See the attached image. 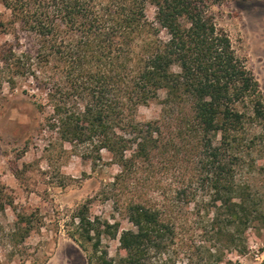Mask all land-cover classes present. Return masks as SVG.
Here are the masks:
<instances>
[{"label": "trees", "instance_id": "obj_1", "mask_svg": "<svg viewBox=\"0 0 264 264\" xmlns=\"http://www.w3.org/2000/svg\"><path fill=\"white\" fill-rule=\"evenodd\" d=\"M223 1L0 0L11 16L0 14V33L18 25L32 41L0 45L1 80L33 82L60 140L90 147L92 159L106 151L118 167L107 193L133 226L120 234L122 264H156L184 207L203 209L241 253L246 232L264 228V198L238 177L264 152V93L215 21L211 7ZM151 101L160 117L137 120ZM74 218L88 264H111L101 243L120 222L85 209Z\"/></svg>", "mask_w": 264, "mask_h": 264}, {"label": "rangeland", "instance_id": "obj_2", "mask_svg": "<svg viewBox=\"0 0 264 264\" xmlns=\"http://www.w3.org/2000/svg\"><path fill=\"white\" fill-rule=\"evenodd\" d=\"M211 12L264 93V0H225L212 5ZM0 14L4 21L10 20V10L2 3ZM146 14L154 20L155 7L148 3ZM19 34L18 25L9 27L0 33V45L16 43L18 35V49L30 50V38ZM1 76L2 71L0 264H88L90 244L72 237L77 234L74 216L80 209L87 210L93 220L120 222L117 237L106 235L101 244L108 250L111 264H122L126 251L120 246V234L133 226L107 193L118 167L109 163L106 151H102L104 158L97 160L89 158L96 153L86 155L90 147L63 143L59 131L49 127L47 113L37 107L45 97L33 82L18 78L12 85ZM160 114V104L151 101L138 108L136 118L149 121ZM262 154L255 166L242 167L238 177L264 198ZM175 217L173 239L154 257L156 264H264L261 225L246 232L247 248L241 253V249L224 245L226 241L213 232L209 214L203 209L184 207Z\"/></svg>", "mask_w": 264, "mask_h": 264}, {"label": "built area", "instance_id": "obj_3", "mask_svg": "<svg viewBox=\"0 0 264 264\" xmlns=\"http://www.w3.org/2000/svg\"><path fill=\"white\" fill-rule=\"evenodd\" d=\"M258 251H259V250H258ZM256 257H259V254H258V253L256 254Z\"/></svg>", "mask_w": 264, "mask_h": 264}]
</instances>
